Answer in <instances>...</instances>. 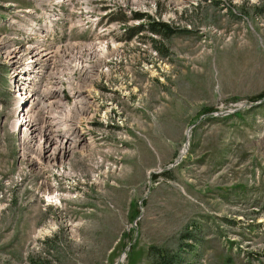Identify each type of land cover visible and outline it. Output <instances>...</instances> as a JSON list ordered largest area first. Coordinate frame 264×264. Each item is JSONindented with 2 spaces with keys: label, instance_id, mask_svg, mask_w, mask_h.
I'll return each mask as SVG.
<instances>
[{
  "label": "rangeland",
  "instance_id": "1",
  "mask_svg": "<svg viewBox=\"0 0 264 264\" xmlns=\"http://www.w3.org/2000/svg\"><path fill=\"white\" fill-rule=\"evenodd\" d=\"M114 2L108 25L120 29L101 50L75 31L58 43L74 59L50 76L69 92L32 95L25 72L45 60L27 70L7 53L47 37H22L26 0H0V264H153V248L168 264H264V0L91 5ZM149 20L166 36L128 37ZM41 110L67 120L87 152L40 157L28 130Z\"/></svg>",
  "mask_w": 264,
  "mask_h": 264
},
{
  "label": "bare ground",
  "instance_id": "2",
  "mask_svg": "<svg viewBox=\"0 0 264 264\" xmlns=\"http://www.w3.org/2000/svg\"><path fill=\"white\" fill-rule=\"evenodd\" d=\"M92 1L94 0H41V2L39 0H32L31 2L29 1L31 8L30 10H22L20 12L17 11L19 12V16L17 20H15V22L17 23V21H19V25L24 27L21 29L23 38H29V34L37 36L42 35L43 38L47 37V39H43V41L30 38L32 42H30V44L26 46L32 47L36 50L30 49L24 54H16L13 52L7 53L9 58L17 57L20 63L21 61H24L23 59L29 62L30 66L27 70H32V65L36 61L42 59L46 61L41 62V68L35 66L36 70H32V72H25L27 77L26 82L31 86L30 94L34 95L41 90L48 91L50 89H55L58 86L61 87L58 90L57 94L61 95L65 91L69 92V90L67 89V82L62 80L57 83L52 82L53 78H51L52 76H50V72L53 69L55 70L57 67H60V65L62 64H69L70 57L74 59L72 56H70V52L62 56L60 49H58L60 48L58 46V43L61 42L63 38H69L71 32L75 31L78 35H88L90 37H93V40L90 41L88 45H92L93 47L96 45L99 46L97 48V50L99 51L102 47L100 40H102L103 37H113V34H115L116 32H114V29H120V25L118 26V23L116 21H113V25H108L109 20L111 18H114L118 13V10L114 8L115 2L113 3L112 12L104 8H94L91 5ZM43 5L48 8V12H46ZM123 9L125 10L129 8L127 6H123ZM34 17L39 22L40 27H36L33 24ZM116 26H118V28H116ZM14 45H6V50L20 48L15 47ZM81 45L83 46L84 44L80 40L79 46ZM40 70H42L43 73H38ZM100 71H102V69ZM89 73L90 72L85 73L81 78L80 82L77 84L78 88L90 89L94 77L91 76V74L89 75ZM49 93H45L42 96V100L44 102H50V104H53L54 99L51 95L52 93ZM70 97L73 96L68 95V98ZM79 99V96H74V100ZM23 101L24 99L21 98L20 103ZM82 102L83 104L85 103L91 105V102H89L88 100L80 101L81 104ZM56 105L58 104H53L52 108H56L55 111H58L59 106L57 107ZM18 108H20V106ZM19 112L20 110H18V113ZM40 114L42 115V120L35 127H32L30 130H28L29 135L33 137L32 140H34V136L32 135V133L39 132L38 139L34 143L36 144L34 149L40 157L45 159L48 158V162L50 164H55L59 163V160L63 161L67 158H70L77 151L83 154L87 152L86 149L89 148H87L86 146L85 148H79L76 146L77 142L70 143L72 141V134H75L76 132L72 129V126L68 124L67 120L59 119L57 117L50 118V114L46 113L45 110H41ZM22 125L23 123L21 122V120H18L15 123V130H21ZM58 126H62L65 131L68 132L66 136H60L56 134V129ZM74 139H77L76 135L74 136ZM38 141H41V143H39ZM54 198L56 197L54 196ZM57 201H59V198H57Z\"/></svg>",
  "mask_w": 264,
  "mask_h": 264
},
{
  "label": "trees",
  "instance_id": "3",
  "mask_svg": "<svg viewBox=\"0 0 264 264\" xmlns=\"http://www.w3.org/2000/svg\"><path fill=\"white\" fill-rule=\"evenodd\" d=\"M139 31L140 29L143 31L144 29L147 30L148 32H150L152 35H162V36H166L165 33H167L169 31V26L165 25L163 23H159V22H149L147 24V27L145 28V26H141L140 28H138ZM138 31V32H139ZM149 40L153 43H156V41L154 39L149 38ZM262 98V95H259L256 99H260ZM155 250L156 257L153 261V264H168V259L166 258L164 251L160 250L158 248H153Z\"/></svg>",
  "mask_w": 264,
  "mask_h": 264
},
{
  "label": "built area",
  "instance_id": "4",
  "mask_svg": "<svg viewBox=\"0 0 264 264\" xmlns=\"http://www.w3.org/2000/svg\"><path fill=\"white\" fill-rule=\"evenodd\" d=\"M71 1V0H70ZM122 6H125V5H122ZM67 42V40L65 41V43Z\"/></svg>",
  "mask_w": 264,
  "mask_h": 264
}]
</instances>
